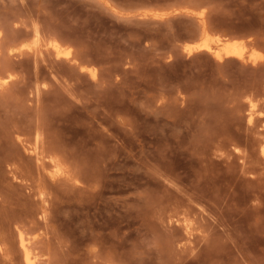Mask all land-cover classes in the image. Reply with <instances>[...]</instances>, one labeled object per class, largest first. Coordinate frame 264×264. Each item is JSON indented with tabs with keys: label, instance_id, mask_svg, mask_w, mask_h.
Wrapping results in <instances>:
<instances>
[{
	"label": "rangeland",
	"instance_id": "1",
	"mask_svg": "<svg viewBox=\"0 0 264 264\" xmlns=\"http://www.w3.org/2000/svg\"><path fill=\"white\" fill-rule=\"evenodd\" d=\"M262 148L264 0H0V264H264Z\"/></svg>",
	"mask_w": 264,
	"mask_h": 264
},
{
	"label": "bare ground",
	"instance_id": "2",
	"mask_svg": "<svg viewBox=\"0 0 264 264\" xmlns=\"http://www.w3.org/2000/svg\"><path fill=\"white\" fill-rule=\"evenodd\" d=\"M208 35L206 34V32H205V30L203 31V37H202V39H201V41L199 42V43H197V44H195V45H190V46H192V47H189L188 48V52H191V51H193V50H197V49H203L204 48V50L205 49H207V50H209L210 48H209V46H208ZM219 42H221V40H219ZM53 45H51V47H52ZM53 49H54V51H56V52H58V48L59 47H57L56 45H54L53 47H52ZM240 49H239V47L237 46V45H235L234 43H227V42H223L222 43V46H220V48L219 49H215V50H213V53L215 54V56L217 57V58H221L222 57V55H224V56H237V57H240L241 56V53H240V51H239ZM210 51H211V49H210ZM57 55V54H56ZM9 70V69H8ZM252 107V106H251ZM251 111H252V109H251ZM251 116H252V113H250V115H249V119H250V121H251ZM260 119V118H259ZM255 121V120H254ZM253 127V126H252ZM263 149V148H262ZM261 154H263V156H264V149L263 150H261ZM264 159V158H263ZM41 166V165H40ZM38 187V186H37ZM40 188V187H39ZM46 198V197H45ZM39 208V207H38ZM39 214V213H38ZM20 246H21V248H22V250H23V253H24V260H25V262L27 263V264H31V258L29 257V253H28V251H27V249H26V245H25V241L23 240V239H20ZM5 247V246H4ZM3 248V247H2ZM29 250V249H28ZM32 255V254H31ZM13 258V257H12ZM34 259V258H33Z\"/></svg>",
	"mask_w": 264,
	"mask_h": 264
}]
</instances>
